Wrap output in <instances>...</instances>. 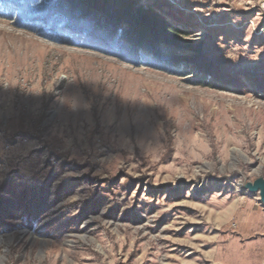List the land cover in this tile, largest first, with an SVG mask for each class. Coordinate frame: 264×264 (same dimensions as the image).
Wrapping results in <instances>:
<instances>
[{
    "label": "rangeland",
    "instance_id": "rangeland-1",
    "mask_svg": "<svg viewBox=\"0 0 264 264\" xmlns=\"http://www.w3.org/2000/svg\"><path fill=\"white\" fill-rule=\"evenodd\" d=\"M140 4L188 49L134 65L0 2V264H264V0Z\"/></svg>",
    "mask_w": 264,
    "mask_h": 264
},
{
    "label": "trees",
    "instance_id": "trees-1",
    "mask_svg": "<svg viewBox=\"0 0 264 264\" xmlns=\"http://www.w3.org/2000/svg\"><path fill=\"white\" fill-rule=\"evenodd\" d=\"M0 2L12 7V11L17 14L15 23L22 28L38 29L41 35L63 44L91 45L100 47L102 52V47L107 50L114 49L118 55H125V60L134 65H155L146 61V56L139 61L138 58L143 53L150 54L153 58H162L163 53H166L164 50H187L190 46L179 41L185 35L184 32L174 28L150 7L141 5L140 0ZM195 54V68L203 74L217 72L218 66L208 61L205 55L198 51ZM176 71L182 74L181 71ZM197 84L203 87L213 86L200 79Z\"/></svg>",
    "mask_w": 264,
    "mask_h": 264
},
{
    "label": "water",
    "instance_id": "water-1",
    "mask_svg": "<svg viewBox=\"0 0 264 264\" xmlns=\"http://www.w3.org/2000/svg\"><path fill=\"white\" fill-rule=\"evenodd\" d=\"M244 189L251 194H257L260 202L264 206V179L258 178L252 183H246Z\"/></svg>",
    "mask_w": 264,
    "mask_h": 264
},
{
    "label": "crops",
    "instance_id": "crops-1",
    "mask_svg": "<svg viewBox=\"0 0 264 264\" xmlns=\"http://www.w3.org/2000/svg\"><path fill=\"white\" fill-rule=\"evenodd\" d=\"M248 226L250 227V231L249 232H251V233L259 231V229H260L257 226H255V224H253L251 222L248 223Z\"/></svg>",
    "mask_w": 264,
    "mask_h": 264
}]
</instances>
